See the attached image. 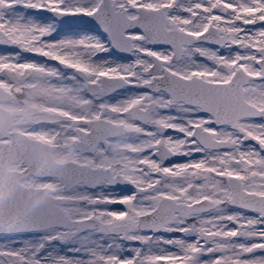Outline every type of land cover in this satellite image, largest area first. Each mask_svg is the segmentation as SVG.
Wrapping results in <instances>:
<instances>
[{"label":"snow or ice","instance_id":"obj_1","mask_svg":"<svg viewBox=\"0 0 264 264\" xmlns=\"http://www.w3.org/2000/svg\"><path fill=\"white\" fill-rule=\"evenodd\" d=\"M0 264H264V0H0Z\"/></svg>","mask_w":264,"mask_h":264}]
</instances>
